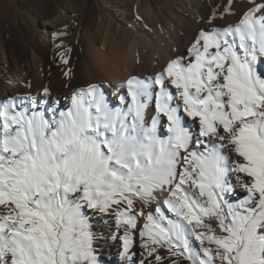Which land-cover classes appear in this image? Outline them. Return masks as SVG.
I'll return each instance as SVG.
<instances>
[{
    "label": "snow or ice",
    "instance_id": "1",
    "mask_svg": "<svg viewBox=\"0 0 264 264\" xmlns=\"http://www.w3.org/2000/svg\"><path fill=\"white\" fill-rule=\"evenodd\" d=\"M249 4L238 23L201 30L186 57L131 76L126 107L97 84L67 109L0 101V264H100L85 208L115 213L130 264L140 216L138 264H162L159 249L171 264H264V0ZM233 174L247 193L235 203ZM157 191L162 203L134 213Z\"/></svg>",
    "mask_w": 264,
    "mask_h": 264
},
{
    "label": "bare ground",
    "instance_id": "2",
    "mask_svg": "<svg viewBox=\"0 0 264 264\" xmlns=\"http://www.w3.org/2000/svg\"><path fill=\"white\" fill-rule=\"evenodd\" d=\"M181 1L185 6L174 10L172 0H155L159 6L162 4V17L160 14L153 17L152 6L144 7L138 20L133 21L140 24L142 37L141 34L135 35L129 40H126L125 30L115 29L113 25L105 27L101 19L96 30L86 31L88 47L83 53L78 47L71 45L72 43L62 45L61 50L57 52L53 50L54 39L58 34L64 36L73 31L71 27L76 12L71 7L56 12L49 11L45 1H33L39 28L32 31L27 29L25 33H20L24 47L17 54H13L10 66L0 70V101L11 99L19 103L25 97H35L38 104L44 106L45 111L51 108L67 109L71 105L74 91L97 84L110 106L126 107L120 97L124 96L125 101L128 100L126 81L131 76L141 79L154 76L162 71L170 60L177 56L186 57L187 49L201 30L234 25L250 7L249 0H231V12L226 13L224 10L229 6V0ZM16 15L14 11L8 19L12 22ZM25 16L30 19L29 15ZM145 29H148L150 34L146 33ZM104 31L106 34L102 36ZM99 35L102 37L99 38ZM116 43L123 44L125 50L119 49L114 61V58L108 59L106 54ZM61 53L67 63L63 62ZM0 60L6 63L3 49L0 50ZM258 60V69L264 71V57H258ZM45 88L48 90L47 95ZM169 88L175 92L170 84ZM27 107L31 109L30 102ZM150 111L154 114V107ZM188 122L191 123L190 120ZM196 128L198 129V124ZM161 131L165 129L161 128ZM231 179L236 185L232 195H236L239 187L236 175L233 174ZM155 196V200L163 201L166 192L157 191ZM156 205L153 204L152 209Z\"/></svg>",
    "mask_w": 264,
    "mask_h": 264
},
{
    "label": "rangeland",
    "instance_id": "3",
    "mask_svg": "<svg viewBox=\"0 0 264 264\" xmlns=\"http://www.w3.org/2000/svg\"><path fill=\"white\" fill-rule=\"evenodd\" d=\"M35 0H0V50L3 49V53L6 59V63L0 60V70L5 66H10L13 54H17L23 46L20 33H25L26 30L32 31V29L39 28V21L36 19L35 6L32 2ZM45 1L49 7V11H59L65 7H71L76 13L72 22L70 33L61 36L58 34L54 39L53 50L55 52L61 50V46L64 44H71L74 47H78L83 53L88 47V39L85 37V33L88 30L94 31L100 24L102 19L105 27L113 25L115 29L127 32V39L129 40L133 36L142 37V28H139L138 23H133L138 20L141 10L150 5L154 8L153 17H157L160 14V6L155 3V0H141L137 3V0H42ZM53 3H52V2ZM174 10H178L179 7H184L185 4L181 0H172ZM31 7V9H30ZM178 7V8H177ZM13 8V10H12ZM34 8V9H33ZM57 9V10H56ZM26 10V11H25ZM15 11L16 17L11 22L8 18ZM23 11V12H22ZM25 11V12H24ZM22 12V14H21ZM29 15L30 19L25 16ZM161 17L163 14H160ZM23 20V21H22ZM127 29V30H126ZM147 31V32H146ZM74 32V33H73ZM145 32L150 34L148 29ZM104 31L102 36L105 35ZM99 35L98 37H102ZM76 37V38H75ZM63 43V44H62ZM120 44V45H119ZM48 46V45H47ZM3 47V48H2ZM125 50V46L121 43H116L112 49H110L106 57L108 59H116V53ZM110 57V58H109ZM110 59V60H111ZM113 61V62H114ZM111 96V95H110ZM236 175V174H234ZM236 195H230L229 201L235 203L238 199L247 195L246 191L242 187L237 188ZM240 189V190H239ZM244 190V191H243ZM242 191V192H241ZM162 201V200H161ZM158 200H153L150 205L143 206L139 201L135 202L134 213H138L143 210L147 212L153 204H158ZM162 203V202H161ZM85 216L88 218L90 231L93 233V248L94 254L100 264H130L128 259L122 255L123 246L122 240L114 238L122 236L124 233L123 228H117L116 217L114 212L99 213L92 209L85 208ZM145 223L142 216L137 218V226L131 231L132 247L129 255H132L136 264L141 259L140 253L143 251L141 248L140 230ZM206 225H210L217 235H221L217 221L214 219L205 220ZM196 231H205V229H196ZM196 247L199 248V242H195ZM204 246H209L205 243ZM159 254L164 258L162 264H171L173 259L165 249H159ZM152 260V257L148 258ZM153 264L155 261L153 260ZM179 264H187V261L179 260Z\"/></svg>",
    "mask_w": 264,
    "mask_h": 264
}]
</instances>
